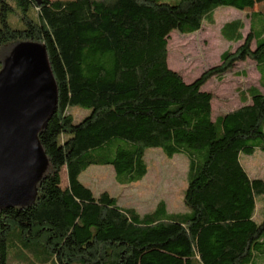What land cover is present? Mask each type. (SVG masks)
I'll return each mask as SVG.
<instances>
[{
	"label": "trees",
	"instance_id": "16d2710c",
	"mask_svg": "<svg viewBox=\"0 0 264 264\" xmlns=\"http://www.w3.org/2000/svg\"><path fill=\"white\" fill-rule=\"evenodd\" d=\"M210 1L0 0V75L2 50L43 47L58 94L38 136L48 167L36 200L0 210V264L15 236L23 246L43 240L56 264H264V219L255 220L264 180L241 162L264 153V18L252 16L246 38L242 21L225 25L222 36L242 45L191 83L168 63L163 14L194 34L188 13ZM258 4L264 0H221L240 11ZM201 18L214 24L213 11ZM248 60L261 88L240 90L244 106L214 120V95L203 88ZM73 107L91 114L76 124ZM150 149L189 159L188 212L169 214L161 202L141 216L80 181L91 166H112L120 185L141 182Z\"/></svg>",
	"mask_w": 264,
	"mask_h": 264
},
{
	"label": "rangeland",
	"instance_id": "374dc122",
	"mask_svg": "<svg viewBox=\"0 0 264 264\" xmlns=\"http://www.w3.org/2000/svg\"><path fill=\"white\" fill-rule=\"evenodd\" d=\"M70 1V0H51ZM10 3L12 1H9ZM173 4L175 1L172 2ZM12 5L15 4L12 2ZM264 12V4L258 8ZM223 10L217 11L215 25L200 18L196 12V19L200 21L196 34H184L182 25L171 17L163 14V34L170 38L168 46V63L170 69L182 75L189 83L198 78L206 70L220 65L221 55L229 50V44L221 35V28L228 21ZM243 16V15H242ZM176 23V24H175ZM11 49V48H10ZM2 50L1 59L5 64L11 58L13 50ZM260 74L255 62L248 60L237 66L219 82L212 79L203 88L214 95L213 119L244 106L240 100L239 91L255 86L261 88ZM70 113L79 124L91 114V111L81 107H73ZM145 162L149 172L141 182L123 186L117 182L116 172L112 166H91L80 176V181L98 196L108 192L119 201L124 209H134L141 216L153 213L159 203L163 202L169 214H184L188 212L185 205V192L188 187L189 159L176 156L169 159L161 149H150L146 152ZM241 162L251 178L264 180V153L258 150L253 156L243 155ZM62 189L68 187L67 171L61 172ZM264 219V195L257 199L255 220L260 223ZM12 241L16 245L8 253L7 264H56L54 259L44 252L43 240L32 241L27 246L15 236Z\"/></svg>",
	"mask_w": 264,
	"mask_h": 264
},
{
	"label": "water",
	"instance_id": "95a60500",
	"mask_svg": "<svg viewBox=\"0 0 264 264\" xmlns=\"http://www.w3.org/2000/svg\"><path fill=\"white\" fill-rule=\"evenodd\" d=\"M57 108L45 49L19 46L0 75V210L35 202L48 167L38 136Z\"/></svg>",
	"mask_w": 264,
	"mask_h": 264
},
{
	"label": "crops",
	"instance_id": "0c3cea01",
	"mask_svg": "<svg viewBox=\"0 0 264 264\" xmlns=\"http://www.w3.org/2000/svg\"><path fill=\"white\" fill-rule=\"evenodd\" d=\"M71 1V0H70ZM263 5V4H258L256 5L254 8H248V9H245L244 11H240V10H237L235 8H230V7H223L221 6V0H212L210 2H205L204 4L201 5V7L199 8H196V9H193L191 11H189V16L197 23L199 24L200 21H197L196 19V15L195 13L196 12H199L200 14V18H201V14L203 11H213V23L215 25L216 23V19H215V15L217 13V11L219 10H223V14L226 15L225 18L228 19V21L226 23L223 24L222 28H221V35H222V29L225 25L229 24V23H232V22H235V21H242L245 25V28L244 30L242 31V34H243V37L246 38L247 35L249 34L250 32V26H251V18L252 16H256L257 14H262L261 17L264 18V12L263 11H259L258 8ZM212 6H215L217 8H215L214 10L212 9ZM243 15V16H242ZM202 19V18H201ZM202 20H206V19H202ZM208 21V20H207ZM209 23V21H208ZM210 24V23H209ZM210 25H213V24H210ZM197 33V32H196ZM194 33V34H196ZM194 34H186L188 36H191V35H194ZM223 37V36H222ZM223 39L229 44V50H232V51H235L237 50L243 43V41H240L238 43L236 42H230L228 40H226L224 37ZM170 42V40H169ZM226 52V51H225ZM224 52V53H225ZM222 56V55H221ZM220 61H221V57H220ZM203 74V73H202ZM201 74V75H202ZM200 75V76H201ZM199 76V77H200ZM198 77V78H199ZM197 79V78H196ZM195 79V80H196ZM194 80V81H195ZM193 82V81H192ZM187 83V82H186ZM191 83V82H189ZM255 87V86H254ZM249 89V88H248Z\"/></svg>",
	"mask_w": 264,
	"mask_h": 264
}]
</instances>
